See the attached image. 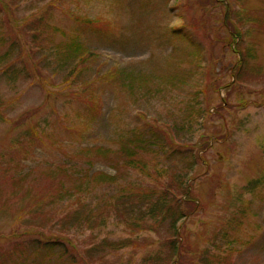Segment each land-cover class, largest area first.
Returning a JSON list of instances; mask_svg holds the SVG:
<instances>
[{
	"label": "rangeland",
	"instance_id": "374dc122",
	"mask_svg": "<svg viewBox=\"0 0 264 264\" xmlns=\"http://www.w3.org/2000/svg\"><path fill=\"white\" fill-rule=\"evenodd\" d=\"M216 4L0 0V264H13L4 257L15 243L57 234L59 212L74 197L93 206L123 187L153 186L146 173L157 153H141V170L116 173L103 162L87 164L85 151L115 148L132 132L153 136L148 124L175 141L158 159L169 170L164 179L171 171L184 178L198 204L176 224L186 234L177 253L170 258L164 241L174 237L170 224L157 233L135 209L141 226L111 217L93 232H65L75 257L85 264H264V0ZM225 4L248 53L237 82L232 74L241 57L220 25ZM38 20L48 24L42 32L35 27L42 43L29 25ZM70 42L96 57L66 56L59 46ZM205 142L202 160L190 165ZM94 172L115 175V182L92 184ZM131 239L136 243L121 249L96 246Z\"/></svg>",
	"mask_w": 264,
	"mask_h": 264
},
{
	"label": "trees",
	"instance_id": "16d2710c",
	"mask_svg": "<svg viewBox=\"0 0 264 264\" xmlns=\"http://www.w3.org/2000/svg\"><path fill=\"white\" fill-rule=\"evenodd\" d=\"M223 1L224 0H199L202 8L204 9L217 6L216 3H222ZM222 7L220 25L225 28L223 29L227 35L228 48L232 51L231 46L235 45V50L232 52H236L241 57V61H238V64L233 68L234 71L232 78L236 81L240 80V75L245 73L243 71V66L244 62L248 58V53H246L241 46L240 41L242 40V35L240 31L230 21V6L225 4V6L222 5ZM29 25L33 29L34 38L42 43L43 40L41 38V32L48 28L46 27L48 24L38 20L36 22L29 23ZM194 26L195 25H193V27L191 26L192 30H195ZM35 27L39 28L41 32H35ZM181 29L185 30L183 27H180L174 28L173 31H180ZM181 38L191 42L188 35L181 34ZM6 40L7 39L2 40L3 43ZM37 45L42 47L41 44ZM15 47L16 44L12 42L10 46L11 50L6 52V56L12 53ZM59 48L66 56L74 55L79 61H83L85 58H95L97 55L96 52L92 50H88L86 52L83 49L82 52L81 45L75 42L62 44ZM23 70V68L21 70H14L13 74L17 75ZM5 71L6 73L10 72L11 67L7 68ZM233 82L232 86H234ZM147 126L150 129L156 130L153 136H146V132H132L127 137H120V140L116 144L115 148L109 149L94 145L86 148L85 151L88 153L87 157L89 158L87 164L103 162L114 169L116 173L120 168L128 169L133 167V169L135 168L141 170L142 166L139 164L138 167L137 165V160L141 153H157V159L150 164L151 174L146 173L147 175L153 177V186L135 185L129 188L123 187L117 193L110 195L107 198H99L93 206H87L82 201L80 196H76L68 207H64L66 209L62 211L60 210L58 215L60 228L57 234L38 233L36 237L29 239L26 245L23 242L15 243L16 245H13L14 247L6 253L4 259H10L13 264L14 262L12 259L18 260L19 264H25L27 261L36 263L38 259H42V262H44L46 258H52L59 264H85L81 261V258H76L72 253L73 248L70 239L65 232L70 229L75 231L88 230L93 232L105 225L104 223H106L111 217L115 218L117 222L127 225L128 227L133 228L137 225L141 226L140 218H134L133 212L135 209L144 210V215H148L153 221L149 224V227H151V229L153 228L157 233L161 226L166 223L170 224L171 232L175 238L167 237L164 241L169 240V244H171L172 249L170 258H173L179 249H177L176 243L179 242L178 240L184 239L186 235L184 233V235L179 234L176 224L181 219L194 215L197 211L198 204L196 203V199L193 194L190 193L188 186L184 187V178L175 177V172L171 171L167 174L168 179H164L165 173L169 170L165 167H161L158 159L159 157L167 156V153L172 151L171 144H175V141L171 139V137H169L164 130L161 131L159 128L152 127L149 124ZM158 132L160 134H157ZM208 147L209 145L205 142L199 150H196L190 165L199 163L202 160V157L199 156L198 153L203 152V149ZM181 151H183V153H191L189 148ZM91 178L92 184L93 182L95 184H100L103 181L104 183L105 181H109L108 183L115 182V175L110 178L102 172H94ZM125 188H127L130 193H123L120 195L121 191ZM67 194L70 195V193ZM60 209H63V207ZM24 233L27 234L26 232ZM21 236L23 237V234H21ZM126 242L127 240H122L116 243H109L105 241L103 244H96V246L101 249L106 246L109 247L110 250H114L134 245L136 243L132 239L129 243L126 244Z\"/></svg>",
	"mask_w": 264,
	"mask_h": 264
}]
</instances>
